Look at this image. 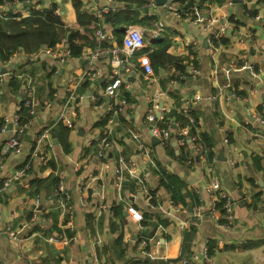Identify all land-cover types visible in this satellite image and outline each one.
Here are the masks:
<instances>
[{
	"label": "crops",
	"instance_id": "crops-1",
	"mask_svg": "<svg viewBox=\"0 0 264 264\" xmlns=\"http://www.w3.org/2000/svg\"><path fill=\"white\" fill-rule=\"evenodd\" d=\"M81 2L79 15L73 0H0L4 20L30 17L34 9L44 16L53 9L60 18L56 45L19 47L10 53L11 61L8 52L0 53V65L11 72L0 81V160L4 162L0 176H10L30 163L25 177L0 191L4 260L7 264H183L182 259L188 260L185 264H264V0H166L163 4L144 0L130 5L139 13L133 23L124 19L127 2ZM194 5L200 13L194 12ZM101 6L110 8L99 19L93 10ZM134 25L145 32L147 42L135 54L138 69L120 67L121 86L111 105L100 95L111 83L110 56L96 62L97 80L85 76L76 97L70 98V83L88 70L86 52L98 45L95 26L110 32L121 45L126 30ZM222 25L227 26L226 34L213 39ZM162 38L168 46L157 56L161 42L156 41ZM178 60L186 65L194 62L199 73L173 84ZM145 62L153 67L152 73L143 68ZM28 84L35 88L37 111L31 116L23 149L6 155L2 147L9 132L2 130V124L25 101ZM160 91L159 106L161 102L163 106L152 110V98ZM209 96L216 97L209 100ZM184 107H191L200 118L199 139L205 134L212 141L214 161L208 152L195 150L190 138L181 146L175 138L166 145L153 142L150 126L158 113L162 116L158 126H167L164 116L168 115L172 127L178 128L173 111ZM64 112L73 122L69 152L54 133ZM109 115L114 120L113 146L109 158L100 162L95 153ZM47 126L52 129L51 145L34 155L36 135ZM121 156L126 171L119 183L114 174ZM139 171L157 192L154 207L133 176ZM161 171L182 181V202L174 200ZM50 175L65 181L72 195L71 210L53 203L58 185L45 179ZM215 178L235 201L229 225L221 221L223 216L211 213L217 193L210 194L206 186ZM193 193L204 201L203 215L196 219L199 202ZM81 195L86 200L81 201ZM35 209L40 216L29 223ZM70 215L78 240L69 245L47 242L41 234L56 232Z\"/></svg>",
	"mask_w": 264,
	"mask_h": 264
},
{
	"label": "built area",
	"instance_id": "built-area-1",
	"mask_svg": "<svg viewBox=\"0 0 264 264\" xmlns=\"http://www.w3.org/2000/svg\"><path fill=\"white\" fill-rule=\"evenodd\" d=\"M169 7H173L172 4L169 3ZM109 6H101L98 8H95L93 10V14L96 15L98 18L102 17L105 12L109 11ZM194 12L200 13V10L197 5H194ZM175 15L179 18L180 13L178 11H175ZM256 19H260L261 17L259 15L255 16ZM100 19V18H99ZM227 32V26L222 25L215 33H213V39H220L222 36H224ZM93 34L97 38L98 45L92 48L91 50H88L86 52L87 56V66L88 70L85 72L84 76L77 80L70 83L69 91H70V98L76 97V88L80 84L82 80H85L86 78L91 79L92 81H96L99 76L98 69L95 68L96 62L100 58H104L106 56L111 57V62L113 65V70L110 75L111 83L106 86L100 93L101 96H105L109 99V105H111V99L115 98L119 93V88L121 86V80L117 76L119 74L120 67H125L127 71H132L139 68V63L134 59L135 54L137 51L141 50L147 42V36L145 32L137 25L131 26L126 30V34L124 36L122 44H117L115 42V37L110 32H107L102 27H96L94 28ZM152 36L157 37V32H152ZM105 43H111L110 45ZM190 43V42H189ZM215 48V45H213ZM54 56L55 53L53 54ZM14 58L13 54L8 55L7 61H11ZM57 60L60 62H65V58L63 56H57ZM143 68L147 73L153 72V67L149 62L143 63ZM187 74L186 76H196L199 73V69L196 67L194 62H189L187 67ZM11 76V72L4 71L2 66L0 65V81L4 82L7 77ZM86 76V78H85ZM178 79H173V84H177ZM128 84V83H127ZM26 91L28 96L26 97L25 101L21 106L18 107L17 112L13 116H7L5 117L3 124H2V130L8 131L9 135L5 139V142L2 147V151L4 154L8 155L10 153H17L20 152L23 149V143L26 136V130L28 129L30 123H31V116L36 114L38 102L35 98V88L32 84H28L26 86ZM163 94V92H157L154 94L152 98V110L155 108H160L159 101H160V95ZM216 96H209V100H214ZM108 105V106H109ZM181 112L185 113L186 116L189 118V125L186 127H178L173 128L170 126V123L167 124L166 127L158 126L157 121L162 116L159 115L156 119V123L152 125L151 127V133L159 140V143L161 145H166L171 138H175V140L178 142V144L184 145L186 138H190L191 140L195 141L200 138V128H201V120L200 118H195L192 114H190L191 107H184ZM108 113V112H107ZM106 118L109 121V126L105 128L103 131V136L100 137V141L98 143L99 149L95 153V157L100 162H103L109 158V151L111 150L113 146L112 138L110 137L113 132L112 124L114 122L113 118L109 115L106 116ZM61 120L69 127L73 126L72 120L64 113L61 114ZM261 122L264 123V119L261 118ZM178 124V123H177ZM194 127L196 129V133L192 136H189V128ZM52 129L50 127H43L40 129V131L37 133L35 138V144H34V150L33 154L38 155L42 152L44 149V146L46 144L51 145V134ZM195 150L200 151L201 146L195 143L194 145ZM212 147H210V150ZM42 158H45L42 156ZM216 158L213 157L212 161H214ZM0 170L4 167L3 159L0 160ZM125 158L124 156L119 157L117 166L115 167V179L122 183L124 174H125ZM30 168V163L26 162L24 166L20 169H17L16 172L10 176H5L2 178L0 176V191L8 189L13 183L23 177L26 176L28 169ZM133 176L137 178L139 190L145 195L147 198L149 204L151 207H154V201L157 197V192H153V189L150 188L147 184V177L146 174H144L142 171L134 172ZM207 192L214 195V193H217V199L216 201H220V199H223L222 209H223V218L225 219L223 221L224 225H229L234 220V204L235 201L233 198L229 196L227 192H225L222 189L221 180L218 178H215L211 183H209L206 186ZM98 193V192H97ZM219 193V194H218ZM56 198L53 199V203L55 206L62 208L63 210H71L72 208V195L70 191L67 189L65 185V181L61 179L58 183L57 191H56ZM95 195V192L91 193V197ZM215 196V195H214ZM81 201L86 200L82 195L79 198ZM40 202L39 196H37L35 200V204L38 205ZM203 199L199 197V203L196 205L193 219L200 218L203 215ZM217 202H215V206L212 208L211 213L213 216H217ZM38 210L35 209L33 217L29 221V223H33L38 220L39 218ZM28 224L26 222L25 226ZM75 225L73 221V216L70 215V220L66 224L60 223V228L51 234H41L44 239L53 244H64L69 245L71 242L77 241V235L75 232ZM40 234L39 232H37ZM181 262L183 264L188 263L187 259H182ZM0 264H7V262L4 260L1 251H0Z\"/></svg>",
	"mask_w": 264,
	"mask_h": 264
},
{
	"label": "trees",
	"instance_id": "trees-1",
	"mask_svg": "<svg viewBox=\"0 0 264 264\" xmlns=\"http://www.w3.org/2000/svg\"><path fill=\"white\" fill-rule=\"evenodd\" d=\"M117 1H123L127 2L128 9L125 11L124 19L126 21H129L131 23L137 21L138 19V10H132L130 9V5L137 3L138 5H141L144 3V0H117ZM73 4L76 8V11L79 15H81V6L82 2L81 0H73ZM33 14L30 17L22 18L21 20H4L3 18H0V53L1 55H4L5 52H8V55L12 53L15 49L19 47H23L27 50L37 49L41 47L42 45H48V46H54L57 42L60 40V31L57 30V23H60V18L58 15L54 14L53 9L46 10V15L44 16L43 12L37 10H32ZM44 17V18H43ZM161 42L160 49L155 52L157 56H160L164 54V51L166 50V47L168 46V43H165L163 41V38L161 41L157 40L156 43L158 44ZM71 47H73V44H71ZM156 58V57H155ZM188 65L183 63V60H178L176 63V71L173 75L174 79L182 80L184 77H186L187 74V68ZM190 114H192L195 118H199L196 112L191 108ZM173 115L175 116L176 120L179 122V127H186L189 125V118L186 116L185 113L181 111H173ZM167 116H164V119H166L167 124L170 123V126H173V122H170L167 120ZM69 126L65 125L63 122H59V124L55 127L54 133L57 134L59 137L63 149L65 152H69L71 149V143L69 142V133H70ZM189 136H192L196 133V129L194 127L189 128L188 130ZM202 134V133H201ZM196 144L201 146L202 151L208 152V158L212 159L214 157V153L212 152V149L210 150V147H212V141L208 139V137L203 134L201 136V139L194 141ZM161 173L164 176L165 181L167 182V185L172 190V196L175 201L182 202L183 200V191H182V181L174 177L172 175L166 176L162 171ZM47 180L52 181V185L56 186L59 183V178L57 176L50 175L49 177L45 178ZM50 185V184H49ZM191 195V194H189ZM258 195V194H257ZM56 193L53 195L54 198H56ZM192 197L195 199L196 202H199V196L196 193L192 194ZM223 199L221 198L220 201L217 202V215L222 216L223 215V209H222ZM225 219L222 217L221 221H224ZM213 250H209V254L212 255Z\"/></svg>",
	"mask_w": 264,
	"mask_h": 264
},
{
	"label": "water",
	"instance_id": "water-1",
	"mask_svg": "<svg viewBox=\"0 0 264 264\" xmlns=\"http://www.w3.org/2000/svg\"><path fill=\"white\" fill-rule=\"evenodd\" d=\"M159 3L163 4L165 3L166 0H157ZM160 106L162 107L163 106V102L160 103ZM160 115V113H158V115L156 116V118L153 120L151 126H150V129L152 127V125H154L156 123V119L157 117ZM153 142L155 143H159V140L156 138V137H153Z\"/></svg>",
	"mask_w": 264,
	"mask_h": 264
}]
</instances>
